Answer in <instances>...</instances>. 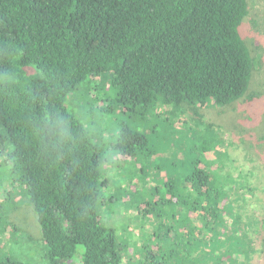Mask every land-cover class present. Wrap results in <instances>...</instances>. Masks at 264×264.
Segmentation results:
<instances>
[{
    "label": "trees",
    "instance_id": "16d2710c",
    "mask_svg": "<svg viewBox=\"0 0 264 264\" xmlns=\"http://www.w3.org/2000/svg\"><path fill=\"white\" fill-rule=\"evenodd\" d=\"M248 14V0H0V173L6 168L11 179L0 178V247L10 227L15 240L22 236L12 212L28 204L49 264L123 263L100 213L102 151L67 106L111 72L109 88L126 111L161 106L173 117L187 105L198 116L184 122L205 160L193 152L158 200L180 221L178 264H240L242 256L248 264L263 254L264 214L249 203L264 197L256 195L264 181L253 184L209 157L221 139L205 132L210 124L197 110L259 95L249 93L256 59L241 29ZM95 82L90 96L99 103ZM148 145L146 133L125 125L115 149L140 157Z\"/></svg>",
    "mask_w": 264,
    "mask_h": 264
},
{
    "label": "rangeland",
    "instance_id": "374dc122",
    "mask_svg": "<svg viewBox=\"0 0 264 264\" xmlns=\"http://www.w3.org/2000/svg\"><path fill=\"white\" fill-rule=\"evenodd\" d=\"M248 4L249 14L241 29L256 59L249 93L259 95L252 100L247 95L225 107L209 105L197 110L202 114L201 120L210 124L205 132L213 137L215 133L221 139L220 147L216 148L218 151L208 152L209 157L225 161L233 175L242 174L257 184L264 181V0H248ZM111 79V72L96 79L101 86V94L96 96L101 100L99 103L93 98L94 90L89 89L96 84L94 79L93 84L87 83L91 96L90 91L86 93L82 88V95L72 99L74 92L67 100L68 109L82 120L104 157L101 218L116 231L117 244L124 257L122 264H178L179 255L184 251V239L178 228L180 221L172 218V205L165 209L158 200L166 194L165 181L172 177L179 179L194 155L205 160L191 141L192 134L186 127L189 123L184 122L198 116L187 105L182 115L173 117L165 114L166 109L161 106L158 111L148 114L130 113L114 101L116 94L109 88ZM106 105L109 107L102 108ZM125 125L148 135V148L140 157L125 155L115 149L118 133ZM0 178L11 181L6 168ZM262 191L257 186L256 195L261 196ZM5 196L6 193L0 194V200ZM111 196L115 198L112 200ZM252 202L258 214L263 215L264 197L251 199L249 205ZM178 207L176 204L174 208ZM12 221L22 236L15 240L10 227L1 241L7 248L0 247V261L12 257L24 264H49L42 250V233L33 207L23 204L14 209ZM169 227L173 230L165 234ZM262 244L264 250V242ZM81 249L79 247L80 255ZM170 250H174L175 256L162 262V256ZM244 260L246 258L242 256L240 264H246ZM248 264H264V253Z\"/></svg>",
    "mask_w": 264,
    "mask_h": 264
}]
</instances>
